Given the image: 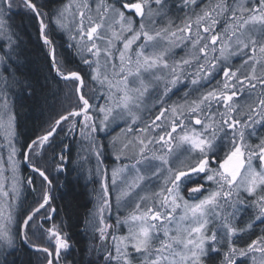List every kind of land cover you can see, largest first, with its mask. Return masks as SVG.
Here are the masks:
<instances>
[{
	"label": "snow or ice",
	"instance_id": "obj_1",
	"mask_svg": "<svg viewBox=\"0 0 264 264\" xmlns=\"http://www.w3.org/2000/svg\"><path fill=\"white\" fill-rule=\"evenodd\" d=\"M16 7L37 21L49 70L72 85L67 106L23 144L8 93L19 87L35 97L43 86L21 71ZM44 7L0 0V39L8 46L0 55L8 153L0 156V264H264V0H102L51 15ZM70 10L67 47L89 69L87 90L84 69L58 58L45 20L65 29ZM179 47L188 51L177 57ZM180 92L183 103L172 102ZM98 133L121 162L110 175ZM77 142L72 170L100 178L82 249L63 221L55 223L53 206L52 173L68 171ZM21 163L34 175L22 178ZM25 187L37 193L27 208ZM121 224L127 232L117 235ZM25 248L34 259H22Z\"/></svg>",
	"mask_w": 264,
	"mask_h": 264
},
{
	"label": "trees",
	"instance_id": "obj_2",
	"mask_svg": "<svg viewBox=\"0 0 264 264\" xmlns=\"http://www.w3.org/2000/svg\"><path fill=\"white\" fill-rule=\"evenodd\" d=\"M68 2L69 0H38V3L47 5L42 11L49 13V15L56 9H62ZM17 4H19V0H17ZM45 20L49 24L52 38L57 46L58 58L65 61H73L69 65L70 67L75 68L79 66L84 69L82 75L85 78V90H87L90 83L88 79L89 69L86 65L80 63L79 57L68 49L67 43H70V41H68L67 32L55 24L54 17L52 19L45 17ZM11 22L14 25V30L20 37V46L17 51L21 71L34 85L38 82L40 86H43L42 93L40 88H38V94L35 97L26 96L23 89L19 87L8 93L13 112L16 116V135L20 143L23 144L41 135L47 128L48 122L57 117V114L62 111V107L67 106L65 101L72 85L59 79L54 71L49 70V62L46 57L47 48L39 38L38 23L32 15L27 13L26 10L16 7L12 9ZM0 46L3 49L0 51V55H3V51H7V43H3L0 40ZM98 135L100 143L108 146L103 150L102 159L104 161L103 166L109 168L113 162H116L112 157L110 142L106 133H98ZM258 135H264V130L258 131ZM251 141L255 142L256 137H251ZM78 150L79 142L73 146L72 155L69 157L68 171L64 175H59L55 171L52 173L54 178L53 195L55 196L53 206L58 208L59 213L55 219V223L60 224L63 221L73 245L77 249H82L89 242L84 235L83 221L85 216L96 207L93 189L99 190L100 178L93 176L86 179L78 176L72 170L71 161L76 158ZM48 163H51V153H49ZM57 163L59 162L57 161ZM87 167L95 169L96 158L94 156L90 158ZM20 173L22 178H29L34 175L30 169L25 168L23 163L20 166ZM201 183H204V181H201ZM36 187L38 188V184ZM22 198L27 208L32 206L34 200L37 198V193L33 192L31 187H25ZM241 220L246 221L247 217H241ZM255 231L259 234L261 229L256 228ZM79 255L77 253V258H79ZM34 258L31 250L25 248L22 259L27 261Z\"/></svg>",
	"mask_w": 264,
	"mask_h": 264
},
{
	"label": "rangeland",
	"instance_id": "obj_3",
	"mask_svg": "<svg viewBox=\"0 0 264 264\" xmlns=\"http://www.w3.org/2000/svg\"><path fill=\"white\" fill-rule=\"evenodd\" d=\"M84 2H87L88 4L95 5V4L101 3L102 0H69V2L66 5H69V4L79 5V4L84 3ZM203 2H204V0H197V3L198 4H203ZM91 11H92V14L95 15V10L92 9ZM176 15H183V14L182 13L174 14L172 16V19L175 20L176 19ZM66 17H67V19L65 20L66 28L64 30L67 32V28H71L73 26V24L75 23V21L72 18L73 17V13H72L71 10L68 13H66ZM0 40L3 43L6 42V41H4L2 39H0ZM173 51L177 55V57H179V56L185 55L186 52L188 51V49L185 48V47H179V48H175ZM183 95H184L183 92H180L177 95L172 96V102H174V103H183V99H182ZM9 103H10V99H9ZM4 145H6V141H5V138H4V132H3V130H0V156H2L4 158V160H6L7 159V156H8V153H7V149H6V147H4ZM111 149H112V147H111ZM112 157L115 160V156H114V153H113V149H112ZM115 161L116 162H113V164L109 168H107L109 170V175L111 173V170L113 168H115V167H119V165L121 163L120 161H117V160H115ZM213 167H215V165H213ZM19 173H20V169H19ZM20 176H21V173H20ZM8 181L10 182V178H8ZM111 192H112L113 197H115L116 190L113 188V189H111ZM126 213H127V209H125V208H121L119 210V214L121 216L126 215ZM116 215H117V209H116L115 205H113V208H112V216L108 218L110 223H114L115 222ZM126 232H127V228L123 224H121L118 227V229H117V235L126 234Z\"/></svg>",
	"mask_w": 264,
	"mask_h": 264
},
{
	"label": "bare ground",
	"instance_id": "obj_4",
	"mask_svg": "<svg viewBox=\"0 0 264 264\" xmlns=\"http://www.w3.org/2000/svg\"><path fill=\"white\" fill-rule=\"evenodd\" d=\"M56 75V74H55ZM59 78V77H58ZM60 79V78H59Z\"/></svg>",
	"mask_w": 264,
	"mask_h": 264
}]
</instances>
